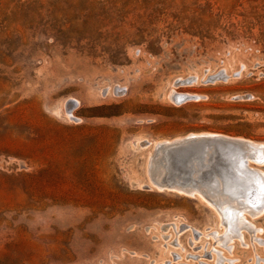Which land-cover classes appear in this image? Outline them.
Wrapping results in <instances>:
<instances>
[{"label": "rangeland", "instance_id": "obj_1", "mask_svg": "<svg viewBox=\"0 0 264 264\" xmlns=\"http://www.w3.org/2000/svg\"><path fill=\"white\" fill-rule=\"evenodd\" d=\"M192 133L243 217L156 185ZM262 161L264 0H0V264H264Z\"/></svg>", "mask_w": 264, "mask_h": 264}, {"label": "bare ground", "instance_id": "obj_2", "mask_svg": "<svg viewBox=\"0 0 264 264\" xmlns=\"http://www.w3.org/2000/svg\"><path fill=\"white\" fill-rule=\"evenodd\" d=\"M184 93H183V95H184ZM178 94H180V93L178 92ZM185 94L187 96L188 95L189 96L195 95V94H191V93H189V94L185 93ZM190 140L193 141V142H190ZM194 141H197V142H194ZM252 143H253V145L248 140L242 139V138H235V137L227 136L225 134L214 135V134H210V133H192V134L187 135L186 137H183V138H177V139H174V140L162 141V142H160V145H159L160 149H159V151H157L158 154L155 157L156 159H158V156H159V160H157L155 162V166H154L155 167L154 175L157 178L156 185L158 187H160V188H167V189L177 190V191L184 192V193H189V194L198 193V194H200L202 196V198L204 200H206L209 203H211L212 205H214L216 207V209L219 211L220 215H223V213L225 212V211H223V209H226L228 207H234V208L238 209V211H239V213H237V215L240 214L241 216L242 215L244 216V212H249L250 209L248 210L247 207L245 208L244 206L240 205L241 203H239L238 199H241V198H238V196H237L238 199H235V198H233L234 195L233 196H229L225 192H223L222 189H227L228 185L225 183V181L223 179V176L219 173V171H217L214 168V165H220L221 163H226L230 168H232L233 166L234 167L237 166L236 168L238 169V165H234L233 162H229L228 156H226V154L229 153L230 155L232 154V155H235L236 157H238L237 159H239V161H241V164L245 165V169H247V171L249 169H252V167H251V165L249 164V161H248V159H250V158L246 159L247 158L245 156L246 154L242 155V154H240V152H238L236 150V148H237L239 150L242 149V151H244L243 148L247 147L249 144H251L250 145L251 147L257 146V144H258L257 142H252ZM159 146H157V148ZM201 146L203 148H200ZM257 147H259V146H257ZM257 147H256V149H257ZM260 147H261V144H260ZM201 149H202V154L201 155L197 154V151L201 150ZM248 149L250 150L251 148L248 147ZM253 149L252 150L255 152L256 151L255 147ZM180 151L182 153H179ZM168 153H171V155L169 156ZM258 154L260 155V153H258ZM250 155H251V153L249 154V156ZM243 156H245V157H243ZM236 157H235V159H236ZM257 157H259V156H257ZM171 159H173V160L171 161ZM255 160H256V158H255ZM257 160H259V159H257ZM232 161H233V159H232ZM258 162L260 163V161H258ZM179 164L181 166H183L182 167L183 169H187L188 167L194 168L193 172H195L194 173L195 175L200 173L202 171V169H203L202 168L201 170L200 169L199 170H195V168H200V167H202L201 165H205L204 168L205 169L206 168L209 169V170H207L208 172L207 171L205 172V175L209 174L212 177H214L217 180V182H218V187L213 186L214 183H212L213 184L212 185L211 183H208L205 180H203L201 182L200 187L196 186V185H193L191 183V180H190V178H191L190 173H185L184 172V175L188 177V179H189L188 180L187 178H185L181 174L180 169H179L181 167L179 166ZM258 172H255V173H258ZM166 175H170L169 176L170 178L169 179L168 178H164ZM258 175H259V173H258ZM216 180L214 182H216ZM261 181H263V180L259 181L260 184L262 183ZM255 182L258 183V181H255ZM263 184H264V182H263ZM263 184L261 186L263 188L262 192L264 193V187H263L264 185ZM253 199H255V198H253ZM240 201H243V200H240ZM258 201L259 200H257V202ZM252 204L250 206H252ZM245 205H247V204H245ZM260 206H263V205L261 204ZM257 208H259V207H257ZM260 208H262V207H260ZM255 210H256V208H255ZM235 217H236V215H235ZM237 217H239V216H237ZM227 218L228 217H226V219ZM221 220H223L222 217H221ZM235 221L236 220L234 219V222ZM236 223H237V221H236ZM240 223L242 225H244V227L246 226L244 220L241 219ZM231 226H233V224ZM230 229L233 230V228H230Z\"/></svg>", "mask_w": 264, "mask_h": 264}, {"label": "water", "instance_id": "obj_3", "mask_svg": "<svg viewBox=\"0 0 264 264\" xmlns=\"http://www.w3.org/2000/svg\"><path fill=\"white\" fill-rule=\"evenodd\" d=\"M190 142H193V141L190 140ZM194 142H197V141H194ZM164 148H165V147H164Z\"/></svg>", "mask_w": 264, "mask_h": 264}, {"label": "snow or ice", "instance_id": "obj_4", "mask_svg": "<svg viewBox=\"0 0 264 264\" xmlns=\"http://www.w3.org/2000/svg\"><path fill=\"white\" fill-rule=\"evenodd\" d=\"M262 162H264V161H262Z\"/></svg>", "mask_w": 264, "mask_h": 264}]
</instances>
